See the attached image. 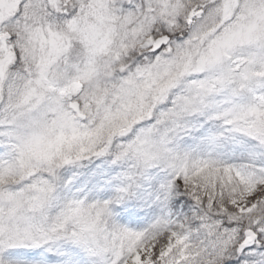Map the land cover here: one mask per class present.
<instances>
[{
  "label": "snow or ice",
  "instance_id": "obj_1",
  "mask_svg": "<svg viewBox=\"0 0 264 264\" xmlns=\"http://www.w3.org/2000/svg\"><path fill=\"white\" fill-rule=\"evenodd\" d=\"M0 264H264V0H0Z\"/></svg>",
  "mask_w": 264,
  "mask_h": 264
}]
</instances>
